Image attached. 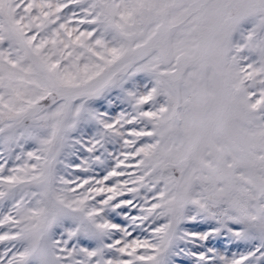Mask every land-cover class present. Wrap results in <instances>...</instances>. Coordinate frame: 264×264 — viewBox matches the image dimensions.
I'll return each mask as SVG.
<instances>
[{
  "label": "snow or ice",
  "instance_id": "obj_1",
  "mask_svg": "<svg viewBox=\"0 0 264 264\" xmlns=\"http://www.w3.org/2000/svg\"><path fill=\"white\" fill-rule=\"evenodd\" d=\"M0 264H264V0H0Z\"/></svg>",
  "mask_w": 264,
  "mask_h": 264
}]
</instances>
